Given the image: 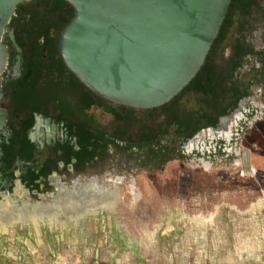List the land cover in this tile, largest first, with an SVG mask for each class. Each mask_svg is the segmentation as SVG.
Segmentation results:
<instances>
[{"label":"flooded vegetation","instance_id":"1","mask_svg":"<svg viewBox=\"0 0 264 264\" xmlns=\"http://www.w3.org/2000/svg\"><path fill=\"white\" fill-rule=\"evenodd\" d=\"M31 2L17 6L3 36L0 193L19 182L47 203L57 184L85 180L114 186L117 207L123 184L135 201L141 195L131 164L147 172L176 161L193 172L258 176L252 155L264 135V0H231L200 71L154 108L114 103L87 88L59 51L73 16L58 28L63 10Z\"/></svg>","mask_w":264,"mask_h":264},{"label":"rangeland","instance_id":"2","mask_svg":"<svg viewBox=\"0 0 264 264\" xmlns=\"http://www.w3.org/2000/svg\"><path fill=\"white\" fill-rule=\"evenodd\" d=\"M258 139L256 178L193 172L176 161L147 172L131 164L136 201L123 184L112 213L39 233L15 225L0 233V264H264V135Z\"/></svg>","mask_w":264,"mask_h":264},{"label":"water","instance_id":"3","mask_svg":"<svg viewBox=\"0 0 264 264\" xmlns=\"http://www.w3.org/2000/svg\"><path fill=\"white\" fill-rule=\"evenodd\" d=\"M0 0V98L8 60L3 41L17 6ZM74 15L60 33L65 65L92 92L134 108L161 106L200 71L231 0H66Z\"/></svg>","mask_w":264,"mask_h":264},{"label":"bare ground","instance_id":"4","mask_svg":"<svg viewBox=\"0 0 264 264\" xmlns=\"http://www.w3.org/2000/svg\"><path fill=\"white\" fill-rule=\"evenodd\" d=\"M113 187L108 184L95 187L85 180L57 184L52 199L46 203L47 199H31L29 190L18 182L13 193H0V233H7L19 224H29L39 233L44 225L63 228L77 225L101 211L112 213L117 202Z\"/></svg>","mask_w":264,"mask_h":264},{"label":"trees","instance_id":"5","mask_svg":"<svg viewBox=\"0 0 264 264\" xmlns=\"http://www.w3.org/2000/svg\"><path fill=\"white\" fill-rule=\"evenodd\" d=\"M32 6H36L38 9H47V5H51L52 9H61L64 12L63 17L58 21L57 27L61 28L65 25L70 17L74 15V8L66 0H32L30 3Z\"/></svg>","mask_w":264,"mask_h":264}]
</instances>
